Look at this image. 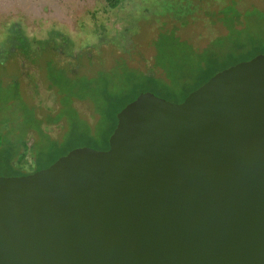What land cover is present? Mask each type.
I'll return each mask as SVG.
<instances>
[{
    "label": "water",
    "instance_id": "95a60500",
    "mask_svg": "<svg viewBox=\"0 0 264 264\" xmlns=\"http://www.w3.org/2000/svg\"><path fill=\"white\" fill-rule=\"evenodd\" d=\"M117 119L108 149L0 175V264H264V53Z\"/></svg>",
    "mask_w": 264,
    "mask_h": 264
},
{
    "label": "trees",
    "instance_id": "16d2710c",
    "mask_svg": "<svg viewBox=\"0 0 264 264\" xmlns=\"http://www.w3.org/2000/svg\"><path fill=\"white\" fill-rule=\"evenodd\" d=\"M100 1L107 9H127L131 5L128 11L135 19L167 15L174 17L181 25L189 24L197 11L209 2ZM236 3V0H229L223 8L204 11L214 22L226 26L227 32L215 37L202 49L188 40H182L176 33V25L159 31L154 40V66L163 69L164 77L137 72L125 60L117 61L109 68L102 66L90 78L77 71L79 64L73 60L82 55L92 59L96 57V52L91 47L110 42L109 28L103 23L94 22V35L85 38L81 44L65 33L62 26L54 25L45 37L32 41L21 26L12 23L5 38L0 39V70L8 69L11 62L17 67L25 63L29 67L24 73H12V79L7 82L0 77V175L15 170L16 166L21 169L18 175L34 172L49 166L78 146L108 149L109 138L118 122V112L140 93L151 91L169 100L182 102L190 92L217 72L264 53V28L258 35L249 34L246 22L250 13L239 10ZM258 15L259 21L264 22V12ZM129 30L121 31L125 43L130 40ZM226 36L231 37L233 43L227 49L216 47L217 41ZM58 37L60 42L57 43ZM114 67L119 71L117 83L124 86L117 92L111 89V70ZM45 80L51 84H46ZM52 86L57 87L55 93L60 96L61 109L56 116L51 109L45 113L42 108L46 104L44 96L52 92ZM63 96L67 97L65 107ZM86 100L92 101L100 114L95 129L91 126L92 114L87 113L89 120L80 116V103ZM18 111L23 113L10 117V114ZM64 115L68 121L67 130L60 137V119ZM79 139L86 140V143L74 144ZM29 159L32 160L30 165L33 169L24 172L21 167Z\"/></svg>",
    "mask_w": 264,
    "mask_h": 264
},
{
    "label": "rangeland",
    "instance_id": "374dc122",
    "mask_svg": "<svg viewBox=\"0 0 264 264\" xmlns=\"http://www.w3.org/2000/svg\"><path fill=\"white\" fill-rule=\"evenodd\" d=\"M208 1L202 9L197 11L196 16L189 24L181 25L174 17L167 15H153L149 18L135 19L128 11L131 5L127 9H107L100 0H0V39L5 38V33L10 31L9 26L11 28L12 23L15 26H21L32 41L42 39L48 31L55 27L54 25H58L62 26L65 33L75 37L81 44L85 42V38L94 35V22L103 23L109 28L110 42L91 47L90 49L96 52V57L92 59L82 55L73 60L74 63L79 64L77 71H81L83 76L90 78V75L96 73L102 66L109 68L115 65L117 61L125 60L137 72L164 77L163 69L154 66V55L156 54L154 40L162 28H174L176 25L177 35L182 40H188L199 49L204 48L215 37L227 32L226 26L221 22H214L212 17L206 15L204 11L223 8L229 0ZM236 2L239 10L250 13L246 22L248 33L258 35L260 30L264 28V22L259 21L258 17L259 13L264 12V0H236ZM123 29H130L128 43L124 42L121 34ZM58 42H60L59 37ZM232 43V38L226 36L217 41L215 46L220 49H227ZM35 46L37 45L35 44ZM27 67L29 64L25 63L17 67L11 62L8 69L0 70V77L7 82L12 79V73H24ZM118 75L119 71L114 67L111 70V89L116 92L124 87L117 83ZM45 82L51 84L48 80ZM56 89L57 87L52 86V92L44 96L46 104L44 103L45 105L42 107L45 113L51 109L54 116L61 109L60 96L55 93ZM62 102L63 107H65L67 104L66 96L62 97ZM19 113L23 112L18 111L10 114V117L14 118ZM87 113L93 115L91 126L95 129L100 114L96 111L95 104L88 100L80 103L81 118L89 120ZM67 122V117L64 115L60 119L62 124L59 126L62 130L60 137L67 130ZM76 143L85 144L86 140L79 139L74 144ZM30 159L21 167L24 172H31L33 169ZM20 171L21 169L16 166L15 170L7 171L5 175H18Z\"/></svg>",
    "mask_w": 264,
    "mask_h": 264
}]
</instances>
